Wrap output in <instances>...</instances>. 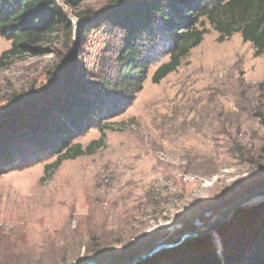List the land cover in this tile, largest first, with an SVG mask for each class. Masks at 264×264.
<instances>
[{"label":"rangeland","instance_id":"1","mask_svg":"<svg viewBox=\"0 0 264 264\" xmlns=\"http://www.w3.org/2000/svg\"><path fill=\"white\" fill-rule=\"evenodd\" d=\"M107 1L64 8L77 25L75 13L95 12ZM207 29L159 83L151 81L155 66L149 70L132 105L109 121L104 145L93 154L63 161L43 180L44 164L52 159L0 175V264L126 261L128 252L150 250L158 235L172 240L156 244L175 242L180 228L186 232L211 212L206 226L217 210L264 188V55L255 56L240 32L220 43ZM105 40L102 30L89 36L82 56L88 69ZM9 46L0 37V53ZM55 49L0 69V108L14 92L48 85L47 72L59 59ZM98 137L93 128L77 141L85 147ZM263 204L260 199L239 207L225 222L245 220L246 212ZM263 219L264 207L247 222ZM221 226L197 236H208L218 255Z\"/></svg>","mask_w":264,"mask_h":264},{"label":"trees","instance_id":"2","mask_svg":"<svg viewBox=\"0 0 264 264\" xmlns=\"http://www.w3.org/2000/svg\"><path fill=\"white\" fill-rule=\"evenodd\" d=\"M83 1L0 0V37L10 41L0 53V69L53 47L59 58L47 72L52 74L47 86L14 92L0 108V175L52 159L44 164L43 180L63 161L93 154L104 145L109 121L132 105L149 70L155 66V84L177 70L201 43L207 25L217 42L240 32L255 56L264 55V0H108L95 12L75 13V25L64 7L74 11ZM101 30L106 40L88 69L85 45ZM93 128L99 137L83 147L77 139ZM262 207L220 227V255L203 236L137 264H264V219L247 222ZM167 235H158L153 244L172 240ZM133 257L128 252L124 259Z\"/></svg>","mask_w":264,"mask_h":264},{"label":"water","instance_id":"3","mask_svg":"<svg viewBox=\"0 0 264 264\" xmlns=\"http://www.w3.org/2000/svg\"><path fill=\"white\" fill-rule=\"evenodd\" d=\"M3 119V118H2ZM1 120V119H0ZM260 199H264V188H255L250 190L248 193H245L241 197L235 199L234 201L227 204L225 207L217 210L215 215L213 216L211 222H209L206 226H203L202 222L209 218L212 213H207L205 217H201V219H198V223L195 226H191V228H187L186 232L182 229L179 233V239L175 242H161L159 244H154L153 247L143 253H140L139 255L134 256L130 260L121 261V262H99V261H87L83 264H137L141 262L142 260L152 256L158 251L173 247L175 245H178L182 243L183 241L195 238L197 236L207 235L214 229L221 226L227 219L230 218L232 213L239 207L249 205L253 203L254 201H258ZM188 230V231H187ZM170 241V240H169Z\"/></svg>","mask_w":264,"mask_h":264}]
</instances>
